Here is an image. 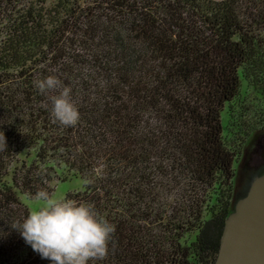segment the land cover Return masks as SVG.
<instances>
[{
  "label": "trees",
  "instance_id": "1",
  "mask_svg": "<svg viewBox=\"0 0 264 264\" xmlns=\"http://www.w3.org/2000/svg\"><path fill=\"white\" fill-rule=\"evenodd\" d=\"M47 75L74 126L36 90ZM243 85L264 102V0H0V264H50L10 226L68 176L82 188L64 196L114 225L89 264H212Z\"/></svg>",
  "mask_w": 264,
  "mask_h": 264
},
{
  "label": "clouds",
  "instance_id": "2",
  "mask_svg": "<svg viewBox=\"0 0 264 264\" xmlns=\"http://www.w3.org/2000/svg\"><path fill=\"white\" fill-rule=\"evenodd\" d=\"M36 90L48 96L51 115L65 126H74L79 119L77 107L71 100V89L54 75H47L34 82ZM6 149L5 137L0 132V150ZM38 202L34 210L13 221L14 229L50 264H89L102 259L114 232V225L88 203L78 202L68 196H53L45 189L33 194Z\"/></svg>",
  "mask_w": 264,
  "mask_h": 264
},
{
  "label": "rangeland",
  "instance_id": "3",
  "mask_svg": "<svg viewBox=\"0 0 264 264\" xmlns=\"http://www.w3.org/2000/svg\"><path fill=\"white\" fill-rule=\"evenodd\" d=\"M239 95L231 105L234 116H238L236 121L232 123L226 110L222 115L224 137L238 150L233 164L232 208L246 195L251 179L264 174V102L244 85ZM251 130L252 133H249ZM52 185V195L59 197L64 196L66 192L81 190L82 181L78 177L68 176L64 183L54 181ZM26 204L32 211L38 202L28 201Z\"/></svg>",
  "mask_w": 264,
  "mask_h": 264
},
{
  "label": "water",
  "instance_id": "4",
  "mask_svg": "<svg viewBox=\"0 0 264 264\" xmlns=\"http://www.w3.org/2000/svg\"><path fill=\"white\" fill-rule=\"evenodd\" d=\"M212 264H264V174L226 218Z\"/></svg>",
  "mask_w": 264,
  "mask_h": 264
},
{
  "label": "flooded vegetation",
  "instance_id": "5",
  "mask_svg": "<svg viewBox=\"0 0 264 264\" xmlns=\"http://www.w3.org/2000/svg\"><path fill=\"white\" fill-rule=\"evenodd\" d=\"M247 187H249V186H247Z\"/></svg>",
  "mask_w": 264,
  "mask_h": 264
}]
</instances>
